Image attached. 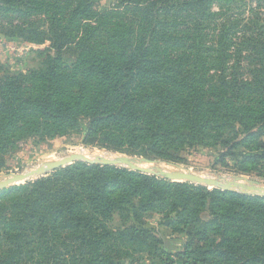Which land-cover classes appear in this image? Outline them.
I'll use <instances>...</instances> for the list:
<instances>
[{
    "label": "trees",
    "instance_id": "1",
    "mask_svg": "<svg viewBox=\"0 0 264 264\" xmlns=\"http://www.w3.org/2000/svg\"><path fill=\"white\" fill-rule=\"evenodd\" d=\"M58 1L27 2L24 8H45L42 14L49 19V29L37 32L36 36L42 37L38 43L48 40L56 51L76 46L75 69L84 78L73 74L70 80L65 79L50 61L52 67L36 76L42 81L41 97L24 101L29 118L37 111L35 117L44 125L50 122L60 128L56 136L62 135L64 128H77L83 119L88 138L97 137L105 145L134 154L168 159L192 146L189 144H203L205 127L212 120L232 118L227 122L244 127L252 110L233 105L231 94L238 96L244 87L261 88L264 64L252 73L253 83L237 77L226 82L232 87L231 94L224 106H218L193 94L198 78L194 69L202 57L199 31H193L189 45L178 55H169L170 48L182 41L173 31L177 16L187 9H199L196 5L184 0H125L119 7L96 12L87 5L89 0L74 2V8ZM52 9L56 11L49 16ZM79 13L82 20L92 23L77 26ZM224 40L220 36L217 42L220 62L226 54ZM186 59L191 66L185 68L182 63ZM219 78L223 82V77ZM263 118L259 115L257 120ZM6 193L21 196L16 202L0 201V245L21 242L24 249L35 246L31 252L34 257H44L43 264H117L110 257L89 255L107 239L152 245L160 255L165 254L156 248L162 245L160 240L145 228L147 214L160 215L161 226L188 240L179 258L196 257L199 264H264V197L208 191L139 172L87 164L57 170L51 178ZM204 213L209 216L207 221L202 220ZM114 214L141 229L109 231L105 224ZM73 245H77L75 253L68 257ZM75 254L80 257H73Z\"/></svg>",
    "mask_w": 264,
    "mask_h": 264
},
{
    "label": "rangeland",
    "instance_id": "2",
    "mask_svg": "<svg viewBox=\"0 0 264 264\" xmlns=\"http://www.w3.org/2000/svg\"><path fill=\"white\" fill-rule=\"evenodd\" d=\"M36 1L39 2L0 0V184L30 174L23 180L0 188V201L16 202L21 194L6 193L7 191L14 187L33 184L40 179L51 178L57 170L75 165H92L81 160H73L58 169L46 168L64 163L73 156H86L89 161L124 158L140 162V165L147 168L146 170L159 168L167 172L190 173L220 184H230L234 178H240L245 180L241 182L242 185L253 183L264 188V118L257 120L259 115H264V83L256 91L244 87L238 96H232V87L225 84L234 77L253 83L252 73L264 64V0H184L193 3L199 9H187L177 16L173 31L182 41L180 45L170 48L169 55H178V51L189 45L193 31H199L203 37L202 57L197 63V69H194L198 78L193 94L201 96L205 102L218 106H224L225 100L228 99L227 95L231 94L230 100L233 105L250 108L252 112L250 111V115L244 119V127L237 122H227L232 121V118L226 119V122L212 120L205 127L207 134L203 144L200 142L189 144L192 146H185L179 152L172 153L175 158L170 159L134 154L126 148L105 145L97 137L88 138L87 123L83 119H80L77 128H64L66 129L64 133L56 136L55 133L60 128L50 122L44 125L35 117L38 115L37 111L34 110V114H30L31 118L27 116L24 108L28 106L24 105V101H33L30 97L37 98L42 95V81L36 78L39 71H45L52 67V64L56 69H60L58 73L65 79L70 80L73 74L78 75L75 64L79 51L76 46L67 45L56 51L48 40L38 43L42 37L36 36L37 32L47 33L49 29V19L42 14L45 8L30 5L24 8V3ZM123 1L125 0H89L87 5L93 11L103 12L114 6L119 7V3ZM74 2L79 1L59 0L57 3H69L71 8H74ZM87 5L85 3L84 7ZM55 11L52 9L49 16ZM67 11L66 9L64 12V23ZM79 15L76 17L77 26L85 22L92 23V20H82L81 13ZM220 36H223L227 43L222 62L216 58ZM30 39L32 41H29ZM221 65L224 67L221 68L224 70L223 73H220ZM182 66L190 67L191 61L186 59ZM220 76L223 77V82ZM78 77L84 78L80 75ZM51 84L54 85L55 82ZM95 165L105 167L101 164ZM108 167L135 172L122 165ZM171 183H188L208 191L219 190L212 186L184 181ZM52 185L55 186L56 183L53 182ZM229 192L261 197L258 193L236 187L231 188ZM201 217L203 221L209 218L206 213ZM145 222V228L152 230L153 236L162 244L156 245V248L162 249L165 254L160 255L152 245H129L120 239H107L102 240L104 245L89 255L110 257L111 260H116L117 264H199L195 261L196 257L179 258L178 253L183 251L188 240L161 226L160 215L147 214ZM105 227L111 232L132 227L141 229L140 225H135L117 214H114L113 220L106 222ZM35 248L31 245L24 249L21 242L0 245V264H43L41 261L44 257H34V253L31 252ZM58 248L62 250V247ZM76 248L77 245L70 246L67 256L73 255ZM10 250L13 252L10 253ZM73 257L80 255L75 254Z\"/></svg>",
    "mask_w": 264,
    "mask_h": 264
},
{
    "label": "water",
    "instance_id": "3",
    "mask_svg": "<svg viewBox=\"0 0 264 264\" xmlns=\"http://www.w3.org/2000/svg\"><path fill=\"white\" fill-rule=\"evenodd\" d=\"M73 160H81L84 162H88L92 165H95V164H101L102 166L122 165L124 167H129L131 170H133L135 172H139L141 174H152V176H154L156 178L160 177L163 180H166L169 182L184 181V182H190V183L203 185V186H212V187H215V188H217L223 192H229L231 188L236 187L240 190L258 193L261 197H264V188L259 187L253 183H249V185H242L241 182L242 181L245 182V180L240 179V178H234L233 182L230 184H220V183L213 181V180H210V179H201L200 177L194 176L190 173L166 172V171L159 169V168H154V169H149V170L142 169V168L138 167V165H140V162H136V161L124 159V158L116 159V160H107V159H99L98 160L97 159L94 161H89L84 156H73V157H70L64 163L56 164L53 166H47L46 168L47 169H50V168L51 169H58L59 167L65 165V164H67ZM29 176H30V174L24 175V177L14 178V179L6 182V183L0 184V188L6 187L8 184H11L13 182L23 180Z\"/></svg>",
    "mask_w": 264,
    "mask_h": 264
},
{
    "label": "bare ground",
    "instance_id": "4",
    "mask_svg": "<svg viewBox=\"0 0 264 264\" xmlns=\"http://www.w3.org/2000/svg\"><path fill=\"white\" fill-rule=\"evenodd\" d=\"M85 158H86V156H85ZM98 158V157H97ZM109 160H115V159H109ZM138 167H140V168H143V169H147L146 167H144V166H142V165H138ZM150 169V168H149ZM167 172V171H166ZM179 172V171H178Z\"/></svg>",
    "mask_w": 264,
    "mask_h": 264
}]
</instances>
